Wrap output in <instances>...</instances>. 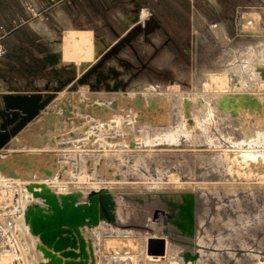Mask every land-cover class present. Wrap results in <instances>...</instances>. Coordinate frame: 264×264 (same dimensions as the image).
I'll use <instances>...</instances> for the list:
<instances>
[{
    "label": "rangeland",
    "instance_id": "obj_1",
    "mask_svg": "<svg viewBox=\"0 0 264 264\" xmlns=\"http://www.w3.org/2000/svg\"><path fill=\"white\" fill-rule=\"evenodd\" d=\"M105 1L82 0L76 19ZM108 1L114 16L125 3ZM177 1L192 12L180 15L166 2L153 11L145 2L153 29L131 38L164 34L160 47L152 52L134 43L138 60L127 53L106 59L0 149V264H264V138L250 140L264 130V71L235 86L225 71L238 41L264 37V6L236 0L215 12L204 0ZM247 11L256 19L242 27L238 19ZM109 19L118 31L121 21ZM219 20L231 41L211 32ZM55 44L68 63L49 70V85L68 73L80 77L103 55L83 62L73 45ZM172 117L187 132L168 142L154 128ZM247 150L254 157L242 155ZM44 188L60 204L82 207L89 194L106 190L115 221L86 218L36 234L30 217L37 208L50 211L32 191ZM148 223L171 239L170 255L147 259Z\"/></svg>",
    "mask_w": 264,
    "mask_h": 264
},
{
    "label": "crops",
    "instance_id": "obj_2",
    "mask_svg": "<svg viewBox=\"0 0 264 264\" xmlns=\"http://www.w3.org/2000/svg\"><path fill=\"white\" fill-rule=\"evenodd\" d=\"M81 1L0 0V25L8 31L4 41L6 55L0 60L1 90L30 92L35 91L39 87H44L47 84L49 70H58L68 63L64 60V53H62L61 49L56 50L54 48L55 43H64V37L67 32L73 31L83 41L89 42L91 45L89 47L92 48H90L92 50L91 55L97 52L101 54L129 33L130 29H132L131 19L136 13L140 16L143 11L148 13L147 10L149 8L145 6V2H152L153 11L155 7L160 9L159 4L161 2L175 5L179 14L184 16H188V11L191 9L179 6L177 0H124V7L116 11L114 16L112 11H109L112 7L109 1L106 0L103 6H100L98 12L96 7L89 4L88 15L82 18L78 17L79 20H77L75 14L80 11ZM204 1L215 12L233 8L239 3L236 0H215L217 3L216 8L211 4L210 0ZM249 1L251 0H242V2ZM253 3L264 6V0H253ZM151 15L153 17V13H150L149 17L147 14L143 21L140 20L141 23L148 20ZM112 16L117 17L121 21L118 31L113 29L109 23V18ZM73 21L75 23H85L87 26L84 25L86 28H78ZM62 24L65 25L64 30H62ZM52 36H55V38ZM166 38L164 34H155L154 32L148 37L146 35L137 36L134 41L131 40L130 44H126L121 48L118 56L127 53V57L130 60H138L140 56L134 43L141 45L143 49L151 48L153 52L154 48L160 47ZM161 55L170 54L162 52L159 57ZM94 57L96 59L97 56L94 55ZM119 59L121 61L126 60L122 57ZM87 65L90 64H86L84 67Z\"/></svg>",
    "mask_w": 264,
    "mask_h": 264
},
{
    "label": "water",
    "instance_id": "obj_3",
    "mask_svg": "<svg viewBox=\"0 0 264 264\" xmlns=\"http://www.w3.org/2000/svg\"><path fill=\"white\" fill-rule=\"evenodd\" d=\"M140 15L136 13L131 19L132 30L142 29ZM131 36L126 35L103 52L100 60L80 77L68 73L65 77H57L54 84H46L43 88L30 92H12L0 90V149L6 147L14 136L19 134L31 121L47 108L55 95L66 86L82 84L88 77L101 67L105 60L118 55L125 44H130ZM125 43V44H124ZM35 197L43 199L50 213L42 212L37 208L30 217L31 229L34 233H41L59 226L77 227L85 223L97 224L101 219L115 221L114 200L107 195L106 190H99L88 195L89 204L77 205L68 200L60 204L55 193L49 189L33 190ZM85 209V210H84ZM164 238H148L147 253L154 256L165 255ZM154 248L157 250L154 251Z\"/></svg>",
    "mask_w": 264,
    "mask_h": 264
},
{
    "label": "bare ground",
    "instance_id": "obj_4",
    "mask_svg": "<svg viewBox=\"0 0 264 264\" xmlns=\"http://www.w3.org/2000/svg\"><path fill=\"white\" fill-rule=\"evenodd\" d=\"M211 1L214 5L217 6V3L215 0H210V2ZM250 12H248V11L243 12L242 15L240 16V18L238 19L240 25L242 24V27H243V24L245 26L246 23H247L246 26L248 27L249 24H252L251 21H253V19H256V15L251 14ZM145 17H147V13H146V11H143L141 13L140 20L143 21L145 19ZM209 27H210V30L213 33V35H215V37L221 39L223 42L231 41V39H230L226 29H225V25L223 22L218 21V22L211 23ZM199 33H201V31ZM203 35H204V33H203ZM76 36H77V34H75V32H73V31L67 32L65 34V37H64V42L66 44H70V46L73 45V47L75 49L74 53H78V58L81 59V61L91 60L92 58L91 59H89V58L91 57V51L92 50H90L91 47H89V45H90L89 42L83 41L79 36H77V37ZM73 47H69L68 49L73 48ZM234 48H235L234 49L235 54H233L231 52L230 57L227 59V62H229V64H232V66L230 68H228L227 70H225L226 71V78L228 79V81H230V82L232 81V84H231L232 86H235L237 84V82H239V81H241V82L247 81L248 78L253 80L257 76V71H260V70L264 71V37H258L257 36V38H255L253 40H240L237 42V45H236V47L234 46ZM230 50L233 51L232 49H230ZM209 75H211L210 72H209ZM207 78H209V77H207ZM214 78H216V77H214ZM219 78H220V76H219ZM219 78H218V80H219ZM226 78L224 80H227ZM222 80L223 79H221V81ZM216 81H217V78H216ZM218 82H220V81H218ZM148 86H151V85H148ZM211 109H209V111L207 112L208 116H210L212 114ZM186 132H187V130L185 129V124L183 122L175 119V117H172L170 119V121L168 123H166L165 125H156L154 128V134L158 137L161 136L164 140H166L168 142L177 141L179 135L181 133H186ZM261 137L264 138V130L263 129H257L255 134H253V136L250 140L256 141V140L262 139ZM255 153H256V151L247 150L246 153H242V155H244V156L250 155V156L254 157L253 155ZM156 230H157V227L155 224H152V223L149 224L148 223V235L146 236V238H158V237L164 238L166 240V242H165V255L164 256H159V255L154 256V255L148 254L146 252V256L148 257L147 259H150L152 261H156L160 257H165L167 255H170L171 252L173 251V246H174L169 237L163 236V234H162V236L159 235V233L156 232ZM143 250H146L145 243H143Z\"/></svg>",
    "mask_w": 264,
    "mask_h": 264
},
{
    "label": "flooded vegetation",
    "instance_id": "obj_5",
    "mask_svg": "<svg viewBox=\"0 0 264 264\" xmlns=\"http://www.w3.org/2000/svg\"><path fill=\"white\" fill-rule=\"evenodd\" d=\"M153 26H154L153 21L150 20V19H148L147 22L142 26V29H133V30L130 29V31H129V33H128L127 35H130V36L132 37L133 35H135L136 33H140L141 31H145V32L150 31V30L153 29ZM124 44H125V43H124ZM125 45H126V44H125ZM125 63H126L127 65H130L131 67H132V66L135 67V66L133 65V63L130 62L129 60H125ZM94 73H95V72H94Z\"/></svg>",
    "mask_w": 264,
    "mask_h": 264
},
{
    "label": "built area",
    "instance_id": "obj_6",
    "mask_svg": "<svg viewBox=\"0 0 264 264\" xmlns=\"http://www.w3.org/2000/svg\"><path fill=\"white\" fill-rule=\"evenodd\" d=\"M7 34H8V31H6L5 28L0 25V60L3 59L6 55V47H5L4 41H5Z\"/></svg>",
    "mask_w": 264,
    "mask_h": 264
}]
</instances>
